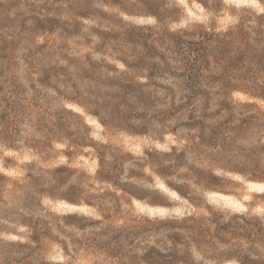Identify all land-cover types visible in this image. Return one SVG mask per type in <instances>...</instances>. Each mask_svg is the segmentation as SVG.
Instances as JSON below:
<instances>
[{
    "label": "rangeland",
    "instance_id": "374dc122",
    "mask_svg": "<svg viewBox=\"0 0 264 264\" xmlns=\"http://www.w3.org/2000/svg\"><path fill=\"white\" fill-rule=\"evenodd\" d=\"M0 97V175L66 168L73 216L30 256L0 227V264H264V0H0Z\"/></svg>",
    "mask_w": 264,
    "mask_h": 264
},
{
    "label": "trees",
    "instance_id": "16d2710c",
    "mask_svg": "<svg viewBox=\"0 0 264 264\" xmlns=\"http://www.w3.org/2000/svg\"><path fill=\"white\" fill-rule=\"evenodd\" d=\"M177 38L176 45L184 69L185 85L188 93L195 94L203 75L201 68H199L200 54L204 50L202 45L203 42L194 37ZM2 102L4 106L0 109V127L11 126L12 128L15 126L17 118L16 108L13 107L15 100L7 106L9 101L0 97V105ZM11 113L12 115L9 116ZM50 134L51 133L48 132L47 137ZM64 171H66V168L63 167L47 170H34L31 168L22 178L10 181L7 180L5 176L0 175V208L3 207L0 212V227L14 235L17 234V227L23 226L28 228L31 243H34L33 245L29 243L27 246V249H29L27 255L29 256L32 255L31 251L41 244L43 237L52 238L51 235H54V232H61V222L69 221L73 217L71 215L61 216L55 214L43 206L44 198L68 200L65 193L60 189L67 180V175H65ZM4 189L9 193V197L7 198L1 195ZM213 218L214 216H212L211 221H214ZM237 225H240L239 222ZM219 228L227 230V228L222 225ZM154 249L157 250L160 256V260L157 261V264H173L170 260L177 258V251L175 250L172 253L168 249L164 251H158L156 248ZM151 257L153 258L152 255ZM27 264L34 263L27 261ZM43 264L54 263L49 262Z\"/></svg>",
    "mask_w": 264,
    "mask_h": 264
}]
</instances>
